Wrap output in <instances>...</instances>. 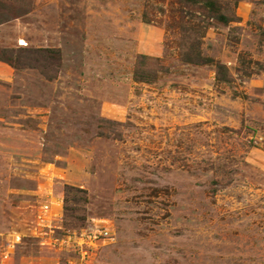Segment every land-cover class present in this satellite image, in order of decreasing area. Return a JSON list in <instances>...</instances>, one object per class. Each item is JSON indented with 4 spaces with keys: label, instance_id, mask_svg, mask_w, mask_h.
Masks as SVG:
<instances>
[{
    "label": "rangeland",
    "instance_id": "rangeland-1",
    "mask_svg": "<svg viewBox=\"0 0 264 264\" xmlns=\"http://www.w3.org/2000/svg\"><path fill=\"white\" fill-rule=\"evenodd\" d=\"M214 1L0 0V58L52 51L0 61V264H264V0ZM50 201L113 239L40 246Z\"/></svg>",
    "mask_w": 264,
    "mask_h": 264
},
{
    "label": "built area",
    "instance_id": "built-area-1",
    "mask_svg": "<svg viewBox=\"0 0 264 264\" xmlns=\"http://www.w3.org/2000/svg\"><path fill=\"white\" fill-rule=\"evenodd\" d=\"M54 201L41 204L36 211L34 225L31 228L32 237L39 241L40 246H45L53 250L62 251L66 249H74L78 251L80 262L84 261L95 249L98 243L104 244L113 237L106 228L90 229L80 232L56 233V229L60 227L54 226L61 215L53 209ZM22 237L17 236L16 242L21 241ZM0 256L8 259V253L2 252L0 248Z\"/></svg>",
    "mask_w": 264,
    "mask_h": 264
},
{
    "label": "trees",
    "instance_id": "trees-1",
    "mask_svg": "<svg viewBox=\"0 0 264 264\" xmlns=\"http://www.w3.org/2000/svg\"><path fill=\"white\" fill-rule=\"evenodd\" d=\"M186 4H189V5H194V6H201L202 8H204L209 14H211V18H214L224 24L228 23L229 22V19L223 15L220 11H219V8L217 6V3L214 1V0H180ZM197 51V50H196ZM194 53L193 57H187L186 58V61L188 63H191V64H196V65H207V64H211V65H214L215 66V69H216V76H217V81L218 82H224L226 79H224V76H225V68L219 64V63H214V61H212L211 59H208V58H203L201 57V55L196 52ZM24 52H27V53H40L42 56H43V59L44 60H47L50 58V55H51V52L50 50H42V51H31V50H28V49H19L18 50V54H17V57L12 59V57H6V58H0V61H3V63H7L9 66L17 69V70H22L23 68H34L32 65H29V63L23 61L22 59H20L22 57V53ZM22 60V61H21ZM135 78L137 81H142V82H149L150 80L147 79L145 77V75H141L140 73L136 72L135 73ZM220 75H221V78H220ZM48 78L49 80L51 79L50 77H46ZM66 189V195H69L71 193V191L73 190L72 187H69V186H66L65 187ZM81 192H84L85 191H81ZM86 196V195H85ZM66 200V199H65ZM84 203H87V198L84 197L83 199ZM67 201H65L66 203ZM67 210L68 209H64L65 211V218H68V214H67ZM68 232V231H67ZM70 232V231H69Z\"/></svg>",
    "mask_w": 264,
    "mask_h": 264
},
{
    "label": "crops",
    "instance_id": "crops-1",
    "mask_svg": "<svg viewBox=\"0 0 264 264\" xmlns=\"http://www.w3.org/2000/svg\"><path fill=\"white\" fill-rule=\"evenodd\" d=\"M53 207L55 208V210L57 211V213H59V215H61V205H60V202L54 201Z\"/></svg>",
    "mask_w": 264,
    "mask_h": 264
}]
</instances>
